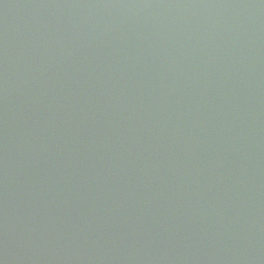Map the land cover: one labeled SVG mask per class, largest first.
<instances>
[{"label": "water", "instance_id": "1", "mask_svg": "<svg viewBox=\"0 0 264 264\" xmlns=\"http://www.w3.org/2000/svg\"><path fill=\"white\" fill-rule=\"evenodd\" d=\"M5 264H264V0H0Z\"/></svg>", "mask_w": 264, "mask_h": 264}, {"label": "clouds", "instance_id": "2", "mask_svg": "<svg viewBox=\"0 0 264 264\" xmlns=\"http://www.w3.org/2000/svg\"><path fill=\"white\" fill-rule=\"evenodd\" d=\"M0 264H5V261L2 258H0Z\"/></svg>", "mask_w": 264, "mask_h": 264}]
</instances>
